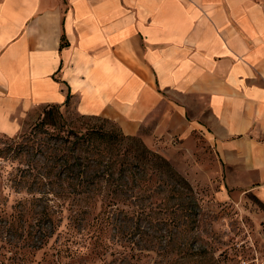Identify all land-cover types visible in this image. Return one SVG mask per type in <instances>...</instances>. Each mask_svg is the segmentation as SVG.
Returning a JSON list of instances; mask_svg holds the SVG:
<instances>
[{
  "label": "crops",
  "instance_id": "obj_1",
  "mask_svg": "<svg viewBox=\"0 0 264 264\" xmlns=\"http://www.w3.org/2000/svg\"><path fill=\"white\" fill-rule=\"evenodd\" d=\"M53 104L200 127L264 202V0H0V132Z\"/></svg>",
  "mask_w": 264,
  "mask_h": 264
},
{
  "label": "rangeland",
  "instance_id": "obj_2",
  "mask_svg": "<svg viewBox=\"0 0 264 264\" xmlns=\"http://www.w3.org/2000/svg\"><path fill=\"white\" fill-rule=\"evenodd\" d=\"M48 107L26 117L17 134L0 132V264H264V202L252 190L227 185L204 129L176 121V130H165L152 120L130 135L166 158L192 188L165 186L166 196L179 199L171 197L169 207L144 218L132 191L116 210L106 206L105 180L80 185L59 164L47 175L69 146L36 131ZM60 110L58 122L73 130L122 131L114 120L81 115L71 104ZM42 175L48 177L40 181ZM98 236L104 242L96 246Z\"/></svg>",
  "mask_w": 264,
  "mask_h": 264
},
{
  "label": "trees",
  "instance_id": "obj_3",
  "mask_svg": "<svg viewBox=\"0 0 264 264\" xmlns=\"http://www.w3.org/2000/svg\"><path fill=\"white\" fill-rule=\"evenodd\" d=\"M60 107L53 104L46 108L43 119L35 125L36 131H43L51 135L50 139L56 137L69 145L64 152L65 155L60 158L62 164L57 158L55 164L49 165L46 171L48 176L55 172L59 164L61 171L63 170L71 178L77 176L80 185L98 187L99 182L105 180L110 188L105 203L111 208H117L118 204L124 201L122 196L132 191L131 197L137 204L136 212L139 217L144 216V218L152 217V214L162 205L165 206L161 208L163 210L169 207L168 201L171 197L179 199V196L175 195L166 196L165 186H170L169 189L172 191L192 190L188 180L177 172L166 158L150 150L136 136L102 126H92L84 131L73 130L68 128L65 121L62 125L58 122V116H62ZM88 117L97 118L96 116ZM130 141L137 143L129 144ZM89 172L92 173L88 174ZM48 176L42 175L38 179L43 181ZM167 180L173 182L169 185ZM75 185L77 186V183ZM177 206L179 207L178 204ZM118 209L119 207L116 210ZM111 212V210L108 211V215L105 213L107 220ZM104 219L101 217L103 222ZM97 229L96 226V232ZM100 238L99 236L95 238L96 246L104 242L99 241Z\"/></svg>",
  "mask_w": 264,
  "mask_h": 264
}]
</instances>
